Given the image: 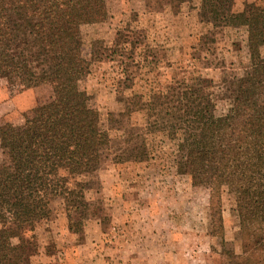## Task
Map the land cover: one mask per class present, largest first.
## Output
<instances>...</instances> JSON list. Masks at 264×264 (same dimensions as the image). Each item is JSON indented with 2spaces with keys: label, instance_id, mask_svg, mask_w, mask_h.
<instances>
[{
  "label": "rangeland",
  "instance_id": "1",
  "mask_svg": "<svg viewBox=\"0 0 264 264\" xmlns=\"http://www.w3.org/2000/svg\"><path fill=\"white\" fill-rule=\"evenodd\" d=\"M106 3V19L80 28L78 60L80 90L86 104L100 111L110 140L100 183L86 190V207L72 221L63 200L52 197L51 219L27 232L37 244L30 263L222 264L221 239L211 233L209 192L186 173L181 136L173 139L167 121L156 124V116L133 101L136 94L150 99L190 84L208 88L218 112H225L236 79L264 61V37L251 12L264 0ZM51 97L48 85L27 89L2 80L0 122L21 125ZM143 140L149 158L139 160L131 149ZM222 205L225 245L242 253L230 189Z\"/></svg>",
  "mask_w": 264,
  "mask_h": 264
},
{
  "label": "trees",
  "instance_id": "2",
  "mask_svg": "<svg viewBox=\"0 0 264 264\" xmlns=\"http://www.w3.org/2000/svg\"><path fill=\"white\" fill-rule=\"evenodd\" d=\"M251 12L264 37V6L252 4ZM107 16L106 0H0V81L52 90L23 124L0 122V264H31L37 244L27 232L51 219L52 197L63 200L72 221L86 207V190L100 183L110 140L100 111L80 90L78 60L81 26ZM135 96L136 107L156 116V124L168 123L173 139L181 136L185 171L209 192L222 264H264V61L236 79L223 113L202 86ZM142 143L131 149L139 160L149 158ZM225 189L240 218L242 253L225 245Z\"/></svg>",
  "mask_w": 264,
  "mask_h": 264
}]
</instances>
